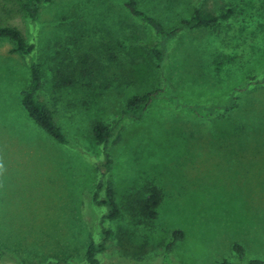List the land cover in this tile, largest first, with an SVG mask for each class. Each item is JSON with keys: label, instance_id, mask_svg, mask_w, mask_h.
Masks as SVG:
<instances>
[{"label": "rangeland", "instance_id": "374dc122", "mask_svg": "<svg viewBox=\"0 0 264 264\" xmlns=\"http://www.w3.org/2000/svg\"><path fill=\"white\" fill-rule=\"evenodd\" d=\"M125 1L53 0L32 21L22 0H0V25L34 45L40 96L71 142L56 141L22 107L27 57L0 38V264H79L104 225L115 231L105 263L264 261V0H141L166 29L180 18L175 6L232 11L216 27L172 38L163 68L147 47L159 39ZM85 53L102 65L91 87L83 78L58 86L56 73H74ZM154 89L141 117L123 114L129 97ZM234 95L237 104L221 112ZM190 106L216 114L200 117ZM96 120L114 139L121 133L109 176L122 215L103 224L93 191L108 167ZM148 184L163 195L153 220L127 210ZM176 229L184 238L165 258Z\"/></svg>", "mask_w": 264, "mask_h": 264}, {"label": "trees", "instance_id": "16d2710c", "mask_svg": "<svg viewBox=\"0 0 264 264\" xmlns=\"http://www.w3.org/2000/svg\"><path fill=\"white\" fill-rule=\"evenodd\" d=\"M52 1L53 0H22V6L29 18L35 21L38 17L40 7ZM125 6L130 14L142 19L149 25L159 39L158 41L148 44L147 47L151 55L162 68L168 56V43L172 38L185 30L216 27L222 20L227 19L232 14L231 10L221 11L216 14L197 6L190 7L188 4L184 5L182 11H178L179 6H175L174 10H177V15H180V18L173 28L166 29L165 22L160 17L141 7V0H126ZM188 6L189 12H184V8L187 7L188 9ZM186 13L188 15H186ZM0 38L13 42V51L27 57L30 81L27 86L20 91L22 107L28 115L56 141L65 145L71 144L70 139L56 121L50 105L40 96L45 80L40 64L35 60L34 56H32L34 45L29 44L22 32L11 25H0ZM101 67V63L91 54H81L79 56L76 71H74V73L58 71L55 78L56 84L64 87L72 86L79 81V78H83L84 80H88L84 85L91 87L90 80L96 77ZM159 92L158 89H154L143 94L132 95L126 102L123 114L141 117L145 108ZM236 99L237 97L234 95L230 103L220 111L232 109L237 104ZM190 110L200 117H213L216 114L215 111L211 109L206 112L194 106H190ZM92 130L97 143L102 147L103 154L107 158L106 164L108 169L101 174L93 191L94 202L106 208L101 218V223L103 224L107 221H116L122 215V209L117 200L114 184L109 176L114 165L113 143H116L121 138V133L114 139L113 128L100 120H96L93 123ZM145 189L147 194L145 196L138 195L131 198L127 204V210L133 214L141 215L146 220H153L158 216V207L162 203L163 195L161 189L157 185L148 184ZM114 236L115 231L111 227L104 225L102 227V238L98 241L93 237L89 239L84 250L83 259L79 264H110L103 261V254L107 252V248ZM183 238V230L176 229L172 232L171 240L165 245V258H169L177 243ZM235 248L241 254L244 253L243 247L239 244H236ZM6 253V249L0 245V260L4 258ZM60 262L49 260L46 264H61ZM216 264H232V262L225 259ZM248 264H264V261L252 259Z\"/></svg>", "mask_w": 264, "mask_h": 264}]
</instances>
